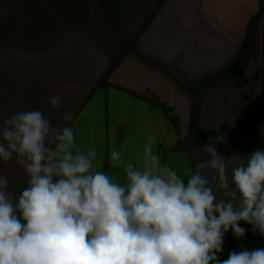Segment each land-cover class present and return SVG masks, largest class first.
Segmentation results:
<instances>
[{"label": "crops", "instance_id": "crops-1", "mask_svg": "<svg viewBox=\"0 0 264 264\" xmlns=\"http://www.w3.org/2000/svg\"><path fill=\"white\" fill-rule=\"evenodd\" d=\"M21 1L2 0L0 4V64L9 61L10 67L0 97V126L18 112L39 110L53 128L73 130L74 153L97 152L93 171L105 172L121 185L127 183L126 164L142 167L148 136L156 138L152 147L161 164L176 170L186 184L197 164L209 159L201 147L209 137L221 135L225 142L216 144V150L225 158L228 188L216 179L217 170L205 165L199 171L209 178L217 201L234 199L225 195L234 188L233 170L246 165L247 156L256 149L264 150V18L251 36L245 26L252 14L245 22L232 18L227 24L222 16L229 12L209 13L208 21L222 33L216 41H200L199 12L195 14V8L190 11L194 19L186 30L191 33L185 36L180 29L184 24L181 9L168 8L162 15L166 33L160 36H151L149 25L133 46L121 43L115 48H101L88 33V40L74 44L72 56H62L59 52L64 44L86 33L66 20L71 9L21 7ZM27 17L36 23L34 31L25 24ZM17 28H21L20 35ZM58 31L57 39L49 37ZM146 34L149 46L144 60V55L133 54L140 50ZM258 36L255 45L259 53L255 48L252 61L249 58L246 62L241 43L250 38L255 42ZM234 58L239 65L243 61L241 70L246 62L247 72L234 76V66H228ZM217 59L227 65L219 74L221 80L203 84L197 65L206 61L210 67V61ZM31 63L33 75L26 72V65ZM254 63L256 69L251 71L250 64ZM195 85L201 87L199 105L195 101L197 90L192 89ZM53 96L61 99L55 108L50 103ZM66 112L72 115L67 123L63 120ZM113 150L123 153L120 162L110 160ZM4 176L10 177L7 173ZM239 224L246 229L245 237L237 239L229 229L219 260H227L232 251L264 248V236L254 234L252 225L244 221Z\"/></svg>", "mask_w": 264, "mask_h": 264}, {"label": "clouds", "instance_id": "clouds-1", "mask_svg": "<svg viewBox=\"0 0 264 264\" xmlns=\"http://www.w3.org/2000/svg\"><path fill=\"white\" fill-rule=\"evenodd\" d=\"M61 99L53 96V108ZM72 119L63 115L65 123ZM144 145L141 168L126 164L127 183L93 171L97 152L74 153L70 127L53 128L39 110L21 111L0 126V160L15 156L29 180L18 202L0 176V264H264V248L232 251L219 260L225 234L243 239L252 225L264 236V150L233 170L234 199L217 201L208 177L217 170L228 188L225 158L209 137L201 147L209 159L184 180L153 152L155 136ZM123 153L113 150L112 162Z\"/></svg>", "mask_w": 264, "mask_h": 264}, {"label": "rangeland", "instance_id": "rangeland-1", "mask_svg": "<svg viewBox=\"0 0 264 264\" xmlns=\"http://www.w3.org/2000/svg\"><path fill=\"white\" fill-rule=\"evenodd\" d=\"M1 3L2 0H0V4ZM21 7H43L46 10L49 7H54V10H61L62 8L71 9V15L67 16L66 20L82 27L86 33H82L80 36H74L70 41L64 44L59 52V55L62 56H72L74 44H77V42L83 39L88 40V33L93 36L90 37L93 41L96 40V42L101 45V48H103V45H109L115 48L117 45L121 46V43L123 45L129 44L133 46L140 34L146 31L149 25L151 26L150 35L160 36L166 33L164 24L166 19L162 17V15L168 8L172 10L181 9L180 15L181 19L184 18V24L181 25L180 29L185 32L192 26V20L194 19L190 17L192 8H195V14L199 12V19H196L199 29L197 40L200 41H206L208 39L210 41H216L217 37L222 33L220 29H214L216 28L215 23L208 21L209 13L229 12L227 17L222 16L223 21L227 24H230L232 18L245 22L249 14H252L248 26H245L246 31L251 36L253 32L256 31L257 27L260 26L262 18H264V0H22ZM210 18L215 20V17L211 16ZM25 24L30 26L31 30L34 31L36 23L29 17L25 19ZM21 28L16 29L18 35L21 34ZM239 29L240 27L233 29V32L236 33ZM60 33L61 32L58 31L55 34L49 35V37L57 39ZM189 33L191 32H186L184 34L186 36ZM254 36L256 37V32ZM258 41L259 36L255 42L250 38L248 42L246 41L245 43L244 40V43H241L244 45L241 51H244L245 55H247L246 62H248L249 58L252 61L257 46L255 43L257 44ZM146 42L147 34L144 37V42L139 44L140 50H137L133 55L142 54L144 55V60H146V46H149ZM221 44L222 41L219 44H212V48ZM112 50L115 51L114 49ZM2 52L0 47V55ZM256 52L259 53L257 48ZM258 59L259 57H255V61H258ZM9 60H11V58ZM8 62L9 61H6L0 64L1 98H3L1 93L5 86L4 77L6 73L10 72ZM246 62L245 68L242 70L240 65H243V61L239 65L238 58H236L233 63H229L228 66L232 64L235 68L234 76H238L247 72ZM207 64L208 63L204 61L202 64L197 65V67H200L197 68V75L201 76V79L203 78V84L217 83L221 80L220 78L218 79V77L222 70L226 68V63L217 59L216 61H210V67H208ZM26 66V72L33 75L34 63L27 64ZM250 69L251 71L256 69L255 63L250 64ZM199 88L201 87L197 85L192 87V89L197 90L195 92V101L197 105L201 102ZM4 173L9 174L10 177L4 176ZM0 176L7 178V191L15 201L18 202V198L22 194V191L28 186L29 177L23 166L17 162L15 156L6 163L0 160Z\"/></svg>", "mask_w": 264, "mask_h": 264}]
</instances>
